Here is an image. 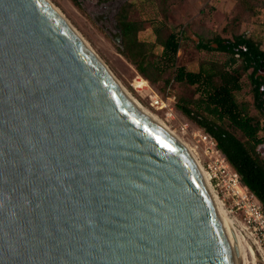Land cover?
<instances>
[{"label": "water", "instance_id": "water-1", "mask_svg": "<svg viewBox=\"0 0 264 264\" xmlns=\"http://www.w3.org/2000/svg\"><path fill=\"white\" fill-rule=\"evenodd\" d=\"M0 264H263L49 0H0Z\"/></svg>", "mask_w": 264, "mask_h": 264}, {"label": "rangeland", "instance_id": "rangeland-1", "mask_svg": "<svg viewBox=\"0 0 264 264\" xmlns=\"http://www.w3.org/2000/svg\"><path fill=\"white\" fill-rule=\"evenodd\" d=\"M62 16L70 23L87 45L98 55L116 80L124 85L143 106L150 110L162 123L172 130L180 139L191 145L203 165L208 162L205 155L206 134L198 124L188 118L176 106L180 96L197 97L195 86L179 83L173 79V69L165 72L157 82H152L139 73L121 52L120 44L113 33L119 29L116 24V13L126 2L134 3L133 15L147 21L139 32L141 40L155 44L151 59L158 60L162 48L156 42L155 27L165 23L169 29L181 33L178 64L188 69L198 70L204 61L224 62L228 54L221 51H208L198 46V42L214 35L232 38L243 33L262 44L264 48V0H49ZM138 80V81H137ZM165 80H169L165 84ZM216 80V79H215ZM243 89L237 93L239 101L248 104L253 115L264 123V115L253 105L252 84L249 72L242 77ZM140 82V83H139ZM217 83H219L216 80ZM144 85V87H143ZM158 93L173 108V115L167 116L166 109L151 104V95ZM240 137L237 129L230 127ZM264 137V130L260 131ZM264 156V142L258 146ZM214 190V189H213ZM216 192V191H215ZM222 200V195H219ZM224 208L229 217L239 223L255 243L253 231L244 224V210L238 208L233 199H226Z\"/></svg>", "mask_w": 264, "mask_h": 264}, {"label": "trees", "instance_id": "trees-1", "mask_svg": "<svg viewBox=\"0 0 264 264\" xmlns=\"http://www.w3.org/2000/svg\"><path fill=\"white\" fill-rule=\"evenodd\" d=\"M134 8L133 2L126 1L115 16L117 28L122 34L120 52L152 82H157L166 71L173 69L175 81L195 86L197 97L180 96L176 101L177 108L216 140L218 148L240 174L242 183L264 205V156L258 151V146L264 142V137L260 136L264 123L250 112L248 104L237 98V93L243 89V74L251 71L249 77L255 96L253 105L264 115V99H261L257 80L264 60L260 43L243 33L235 34L232 38L217 34L202 39L198 42L200 48L225 52L228 58L222 63L204 61L198 70H191L177 63L183 31L180 33L176 29H169L163 33L167 25L162 22L155 27L156 42L162 51L158 60H153L151 56L155 44H149L139 37L147 21L135 17ZM168 83L169 80H165V84ZM229 126L240 131L242 137Z\"/></svg>", "mask_w": 264, "mask_h": 264}, {"label": "built area", "instance_id": "built-area-1", "mask_svg": "<svg viewBox=\"0 0 264 264\" xmlns=\"http://www.w3.org/2000/svg\"><path fill=\"white\" fill-rule=\"evenodd\" d=\"M151 104L166 109L167 116L173 115L169 102L158 93L151 95ZM203 137L207 142L204 152L209 160L206 164H201L209 175L210 184L218 196L222 195L223 206L226 205V199L232 198L238 208H243L244 224L253 231L255 245L264 264V205L256 194L242 183L240 174L218 148L216 140L209 133Z\"/></svg>", "mask_w": 264, "mask_h": 264}, {"label": "bare ground", "instance_id": "bare-ground-1", "mask_svg": "<svg viewBox=\"0 0 264 264\" xmlns=\"http://www.w3.org/2000/svg\"><path fill=\"white\" fill-rule=\"evenodd\" d=\"M105 65V64H104ZM107 67V66H106ZM117 81V80H116ZM138 81V80H137ZM118 82V81H117ZM140 83V82H139ZM118 84L120 85V87L123 89V91L125 92V94L145 113L147 114L152 120H154L155 122H157L158 124H160L168 133H170L187 151V153L191 156V158L193 159L196 167L199 169V171L202 174L203 180L206 184V186L208 187L212 197L214 198L216 204L219 206V208L227 215L226 210L222 204L221 199L219 198V196L217 195V193L215 192V190H213V187L210 184V180H209V175L207 173V171L204 169L203 165L200 163L198 157L196 156V152L195 149L189 145L188 143H186L185 141H183L182 139H180L172 130H170L164 123H162L150 110H148L145 106H143L138 100L135 99V97L129 92V90L122 84H120L118 82ZM144 86V85H143ZM228 216V215H227ZM231 218V217H230Z\"/></svg>", "mask_w": 264, "mask_h": 264}, {"label": "flooded vegetation", "instance_id": "flooded-vegetation-1", "mask_svg": "<svg viewBox=\"0 0 264 264\" xmlns=\"http://www.w3.org/2000/svg\"><path fill=\"white\" fill-rule=\"evenodd\" d=\"M254 39V38H253ZM256 40V39H254ZM258 41V40H256ZM260 43V41H258ZM260 47L262 48V44L260 43ZM264 50V48H262ZM264 60H262V65L261 67L259 68V72L257 74V80L260 84V94H261V99H264ZM251 72V71H249ZM250 78V77H249ZM251 81V84H252V91H253V83H252V80L250 79ZM255 98L254 96V91H253V99Z\"/></svg>", "mask_w": 264, "mask_h": 264}]
</instances>
